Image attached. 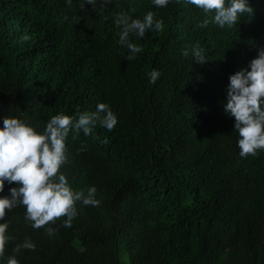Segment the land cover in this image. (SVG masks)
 Wrapping results in <instances>:
<instances>
[{
    "label": "trees",
    "instance_id": "trees-1",
    "mask_svg": "<svg viewBox=\"0 0 264 264\" xmlns=\"http://www.w3.org/2000/svg\"><path fill=\"white\" fill-rule=\"evenodd\" d=\"M80 3L0 0V127L9 116L43 132L52 116L99 103L118 118L112 131L70 130L59 170L74 191L95 186L99 205L77 202L71 227L58 219L52 236L24 206L6 211L0 264H264V150L240 156L223 107L230 75L264 47V0H248L254 14L232 28L198 27L214 13L186 0H111L102 13ZM149 11L163 31L130 34L143 51L128 60L115 17ZM196 44L204 63L182 55ZM16 186L6 181L0 196ZM26 239L35 250L15 252Z\"/></svg>",
    "mask_w": 264,
    "mask_h": 264
},
{
    "label": "clouds",
    "instance_id": "clouds-1",
    "mask_svg": "<svg viewBox=\"0 0 264 264\" xmlns=\"http://www.w3.org/2000/svg\"><path fill=\"white\" fill-rule=\"evenodd\" d=\"M71 5L72 0H67ZM157 7H167L170 0H152ZM187 3L203 10L205 14L214 13L211 19H204L198 27H207L215 23L219 27L232 28L244 14L252 17L254 9L248 0H186ZM91 4L93 9L103 12L111 0H81L80 8ZM99 5V7H97ZM135 8L131 9L135 12ZM67 19V17H65ZM115 24L121 29L119 43L126 46L132 60L143 48L129 39L130 34L143 37L149 30L163 31V21L156 20L149 11L143 19H133L128 13H119ZM27 39V37H25ZM182 55L192 56L199 63L207 59L204 50L196 44L185 48ZM250 69V70H249ZM160 72L152 70L148 75L149 82L154 84ZM227 115L235 118L234 131L238 132V147L240 156H256L259 150H264V47L258 48V55L253 58L248 67L237 70L229 77L226 102L223 104ZM99 123L101 127L112 131L118 123L117 116L105 103H99L96 111L84 112L78 118L57 114L47 122L43 132H38L26 121L6 116L3 127H0V192L4 191L5 182L15 183L9 196H0V220H4L6 211L17 206L26 208L25 219L31 222L34 229L45 228L49 236L56 229L47 227L58 219L63 220V226L71 227L77 216L76 203L98 206L95 186L87 190L74 191L67 182L60 168L67 162L66 138L71 131L75 136L83 132L85 136L92 133L93 127ZM106 142V141H105ZM85 150L84 147L81 151ZM7 223H0V258L4 257L6 244L12 237L6 235ZM21 249L35 250V244L26 239L16 245L15 252ZM8 264H18L15 258H9Z\"/></svg>",
    "mask_w": 264,
    "mask_h": 264
},
{
    "label": "rangeland",
    "instance_id": "rangeland-1",
    "mask_svg": "<svg viewBox=\"0 0 264 264\" xmlns=\"http://www.w3.org/2000/svg\"><path fill=\"white\" fill-rule=\"evenodd\" d=\"M120 262H121V264H128L127 258L125 255H122V257L120 258Z\"/></svg>",
    "mask_w": 264,
    "mask_h": 264
}]
</instances>
